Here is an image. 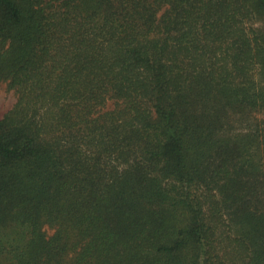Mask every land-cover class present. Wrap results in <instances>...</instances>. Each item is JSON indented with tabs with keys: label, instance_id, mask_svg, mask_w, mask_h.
Returning a JSON list of instances; mask_svg holds the SVG:
<instances>
[{
	"label": "trees",
	"instance_id": "1",
	"mask_svg": "<svg viewBox=\"0 0 264 264\" xmlns=\"http://www.w3.org/2000/svg\"><path fill=\"white\" fill-rule=\"evenodd\" d=\"M0 264H264V0H0Z\"/></svg>",
	"mask_w": 264,
	"mask_h": 264
},
{
	"label": "rangeland",
	"instance_id": "2",
	"mask_svg": "<svg viewBox=\"0 0 264 264\" xmlns=\"http://www.w3.org/2000/svg\"><path fill=\"white\" fill-rule=\"evenodd\" d=\"M16 101L15 93L8 89L4 83L0 84V118L5 114Z\"/></svg>",
	"mask_w": 264,
	"mask_h": 264
}]
</instances>
